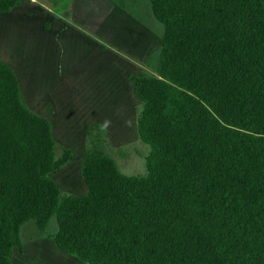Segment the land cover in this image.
I'll return each mask as SVG.
<instances>
[{
    "label": "trees",
    "instance_id": "trees-1",
    "mask_svg": "<svg viewBox=\"0 0 264 264\" xmlns=\"http://www.w3.org/2000/svg\"><path fill=\"white\" fill-rule=\"evenodd\" d=\"M29 0H0L8 14ZM164 26L158 77H131L146 176L124 175L89 127L85 196L51 175L52 125L0 60V264L33 222L84 264H264V0H150Z\"/></svg>",
    "mask_w": 264,
    "mask_h": 264
},
{
    "label": "crops",
    "instance_id": "crops-1",
    "mask_svg": "<svg viewBox=\"0 0 264 264\" xmlns=\"http://www.w3.org/2000/svg\"><path fill=\"white\" fill-rule=\"evenodd\" d=\"M43 1H25L0 14V60L16 73L27 106L51 123L57 143L73 153L72 144L83 142L86 151L87 130L99 125L106 131L111 155L110 136L127 132L124 120L140 102L131 77L144 73V64L160 51L162 38L109 0H71L61 9L58 0ZM6 36L13 42L5 41ZM35 47L41 48L43 57ZM80 84L89 88L81 90ZM80 99L91 104L80 108L82 122H64V111L68 113ZM67 127L77 133L73 143ZM60 174L71 179L68 172Z\"/></svg>",
    "mask_w": 264,
    "mask_h": 264
},
{
    "label": "rangeland",
    "instance_id": "rangeland-1",
    "mask_svg": "<svg viewBox=\"0 0 264 264\" xmlns=\"http://www.w3.org/2000/svg\"><path fill=\"white\" fill-rule=\"evenodd\" d=\"M44 2L43 0H41ZM53 0H47L49 4ZM71 0H58L57 7H66ZM117 8L122 10L126 15L141 23L149 32L162 38L164 34V26L160 24L154 18L151 10L150 0H109ZM113 10V8H111ZM114 11V10H113ZM7 36L5 41H7ZM9 42H13V38L9 37ZM37 43V42H36ZM36 53L43 57L41 48H36ZM40 49V50H39ZM158 61H159V51L151 56L147 64H144L143 71L148 73V75H154L158 77ZM81 90L83 88H89L86 85H79ZM75 103L69 112L63 113V121L76 124L82 122L79 118L83 114L80 108L88 107L91 104L80 99V101ZM140 102L135 103L131 115L124 120V125L127 128V132L124 134H112L111 139V155L116 159L121 172L127 176H146L147 175V158L150 155L151 149L149 146L143 144L139 141L137 137V131H135V121L139 111ZM68 118V119H67ZM85 121H94L92 118H83ZM93 123V122H92ZM75 125H73V128ZM67 134L70 140L75 142L77 140V133L74 129L67 127ZM66 132V130H65ZM78 132V130H77ZM80 132V131H79ZM104 132H106L104 130ZM80 138V133H79ZM74 144V143H73ZM74 159L65 168L59 171V174L52 175L54 181L59 182L62 191L64 193L75 195V196H85L87 193V187L81 176V168L83 163V157L85 152V144L73 145ZM59 150L57 152L58 156L62 154L60 150L61 144L58 143ZM79 167V169H77ZM63 172H68L71 179L67 178V175L60 174ZM73 172V173H72ZM59 175V176H58ZM69 180V182H68ZM58 232V222L57 218L53 217L50 224L46 230L45 234L40 233L35 227L33 222L28 223L22 230L21 238L24 244V251L21 252L19 249L14 250V255L12 258V264H84L79 259L64 255L57 248L53 238L51 236Z\"/></svg>",
    "mask_w": 264,
    "mask_h": 264
}]
</instances>
